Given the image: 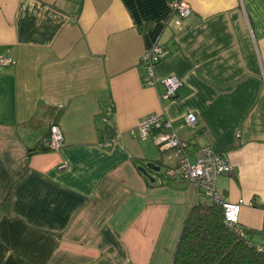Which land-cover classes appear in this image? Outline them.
<instances>
[{
    "label": "crops",
    "instance_id": "crops-1",
    "mask_svg": "<svg viewBox=\"0 0 264 264\" xmlns=\"http://www.w3.org/2000/svg\"><path fill=\"white\" fill-rule=\"evenodd\" d=\"M186 1L174 26L170 0H0V57L14 61L0 65V264H171L198 193L157 181L178 157L157 132L133 133L155 113L192 162L205 145L228 160L216 192L246 202L239 224L264 244V0ZM155 43L167 53L151 86L142 56ZM166 75L182 81L175 103L160 97ZM40 105L58 114V150L28 151L52 121ZM150 161L153 182L138 169Z\"/></svg>",
    "mask_w": 264,
    "mask_h": 264
},
{
    "label": "built area",
    "instance_id": "built-area-1",
    "mask_svg": "<svg viewBox=\"0 0 264 264\" xmlns=\"http://www.w3.org/2000/svg\"><path fill=\"white\" fill-rule=\"evenodd\" d=\"M170 10L172 12V24L174 26L182 25V21L191 13V8L186 0H170ZM167 49L163 48L161 44L155 43L142 56L144 64L143 82L146 85H154L155 78L153 68L161 58L165 56ZM14 61L10 56L2 55L0 57V65H10ZM161 85L164 87V93L160 96L163 100L170 102H177V91L181 86V78L176 75H166L159 79ZM106 115L113 112V104L110 102L105 108ZM136 130L133 133L139 138H146L149 133L157 132L158 136L156 142L158 146L163 149H172L174 154L178 157L177 163L173 166L164 168L162 175H158L157 181L160 182L161 176L166 178H183L196 186L197 193L200 196L205 195L216 202H221L223 208L224 223L228 226L236 227L239 224V213L246 204L243 199L236 201H225L220 194L216 192V179L221 174L231 175L233 167L228 160L220 154H216L208 146H200L194 153V162L188 157L187 150L189 148V141L186 138H179L174 132L173 123L162 113L148 114L143 116L137 122ZM197 123L195 114L186 113L182 116L179 127L194 126ZM48 135L43 138L42 146L48 150H58L64 145L63 133L58 124L49 125ZM168 130V133L162 130ZM111 142H103L108 145ZM251 205L252 203H248Z\"/></svg>",
    "mask_w": 264,
    "mask_h": 264
},
{
    "label": "trees",
    "instance_id": "trees-1",
    "mask_svg": "<svg viewBox=\"0 0 264 264\" xmlns=\"http://www.w3.org/2000/svg\"><path fill=\"white\" fill-rule=\"evenodd\" d=\"M43 109L47 123L52 120L49 125L57 124L55 109ZM24 124L40 125L34 119ZM49 125L44 138L48 135ZM38 150L49 151L39 144L28 151ZM184 218L171 264H264V244L256 245L240 224L231 227L224 223L221 202L198 195Z\"/></svg>",
    "mask_w": 264,
    "mask_h": 264
},
{
    "label": "water",
    "instance_id": "water-1",
    "mask_svg": "<svg viewBox=\"0 0 264 264\" xmlns=\"http://www.w3.org/2000/svg\"><path fill=\"white\" fill-rule=\"evenodd\" d=\"M139 171H141L143 173V175L145 176V178H148L151 182L154 181V178L153 176L150 174L149 171H147V169L151 170V171H154V172H158L159 169H160V165H156L154 162L150 161V162H147L145 164V167H139L138 168Z\"/></svg>",
    "mask_w": 264,
    "mask_h": 264
}]
</instances>
